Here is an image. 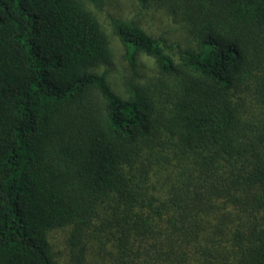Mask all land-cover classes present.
I'll use <instances>...</instances> for the list:
<instances>
[{
    "label": "trees",
    "instance_id": "16d2710c",
    "mask_svg": "<svg viewBox=\"0 0 264 264\" xmlns=\"http://www.w3.org/2000/svg\"><path fill=\"white\" fill-rule=\"evenodd\" d=\"M152 1L175 54L96 0H0V264H264V0ZM154 75L137 72V57Z\"/></svg>",
    "mask_w": 264,
    "mask_h": 264
},
{
    "label": "rangeland",
    "instance_id": "374dc122",
    "mask_svg": "<svg viewBox=\"0 0 264 264\" xmlns=\"http://www.w3.org/2000/svg\"><path fill=\"white\" fill-rule=\"evenodd\" d=\"M86 6L96 15L102 28L110 40L111 58L102 65L98 72L106 71L107 81L111 88L119 95L126 97L124 80L128 74L126 63L123 59V47L119 40L112 35L111 19L134 23L149 35L160 41L165 46V51L175 54L178 44L185 42L188 36L185 24L180 18L168 13L165 8L156 3H146L137 0H96L86 3ZM137 72L145 78L154 75L153 60L143 54L137 57ZM64 230H54L49 234V241L58 261L62 264L68 261V253L65 247Z\"/></svg>",
    "mask_w": 264,
    "mask_h": 264
}]
</instances>
